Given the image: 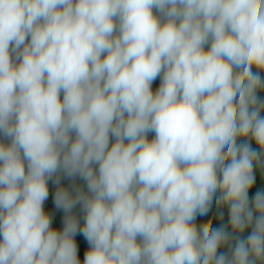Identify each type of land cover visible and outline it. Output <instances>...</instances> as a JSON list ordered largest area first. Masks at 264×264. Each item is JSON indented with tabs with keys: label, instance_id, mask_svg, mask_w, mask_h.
<instances>
[{
	"label": "clouds",
	"instance_id": "1",
	"mask_svg": "<svg viewBox=\"0 0 264 264\" xmlns=\"http://www.w3.org/2000/svg\"><path fill=\"white\" fill-rule=\"evenodd\" d=\"M0 264H264V0H0Z\"/></svg>",
	"mask_w": 264,
	"mask_h": 264
},
{
	"label": "trees",
	"instance_id": "2",
	"mask_svg": "<svg viewBox=\"0 0 264 264\" xmlns=\"http://www.w3.org/2000/svg\"><path fill=\"white\" fill-rule=\"evenodd\" d=\"M158 83H159V81L156 82V84L154 85V87H155V86H158ZM258 184H259V182H258Z\"/></svg>",
	"mask_w": 264,
	"mask_h": 264
}]
</instances>
